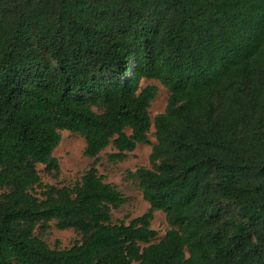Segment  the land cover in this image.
<instances>
[{
    "label": "trees",
    "instance_id": "16d2710c",
    "mask_svg": "<svg viewBox=\"0 0 264 264\" xmlns=\"http://www.w3.org/2000/svg\"><path fill=\"white\" fill-rule=\"evenodd\" d=\"M64 131L95 160L151 146L127 174L149 212L114 223L95 165L44 185ZM0 264H264V0H0Z\"/></svg>",
    "mask_w": 264,
    "mask_h": 264
},
{
    "label": "rangeland",
    "instance_id": "374dc122",
    "mask_svg": "<svg viewBox=\"0 0 264 264\" xmlns=\"http://www.w3.org/2000/svg\"><path fill=\"white\" fill-rule=\"evenodd\" d=\"M158 87L159 92L149 109L150 118L154 121L155 117L162 114L168 103L169 94L158 82H149ZM130 134V131L127 132ZM155 130L152 125L148 134L150 143H155ZM62 140L59 147L54 152V157L60 164V173L55 176H49L45 173L44 166H38L42 182L44 185H54L57 187L71 186L80 181L84 173L95 165L99 175L104 182L114 186L126 199L119 210L112 211L114 223L124 221L129 224L131 220L147 214L150 210L136 183L127 178L128 172H134L140 167H150L149 158L152 148L149 145H139L137 149L127 155L123 162H111L109 155L115 153L113 148L103 152L97 160L84 156V140L69 132H61ZM152 229L159 234V239L163 238L169 229L165 215L161 212L154 214L151 223ZM52 249H69L75 243L79 242L81 237L73 230L60 231L56 228L55 223L50 224V229L46 233L36 232Z\"/></svg>",
    "mask_w": 264,
    "mask_h": 264
}]
</instances>
